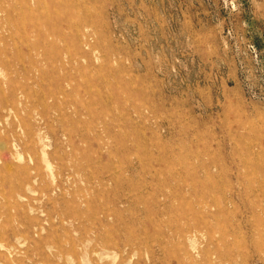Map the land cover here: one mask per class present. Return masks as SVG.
Wrapping results in <instances>:
<instances>
[{"label": "rangeland", "instance_id": "1", "mask_svg": "<svg viewBox=\"0 0 264 264\" xmlns=\"http://www.w3.org/2000/svg\"><path fill=\"white\" fill-rule=\"evenodd\" d=\"M0 264H264V0H0Z\"/></svg>", "mask_w": 264, "mask_h": 264}, {"label": "bare ground", "instance_id": "2", "mask_svg": "<svg viewBox=\"0 0 264 264\" xmlns=\"http://www.w3.org/2000/svg\"><path fill=\"white\" fill-rule=\"evenodd\" d=\"M27 102H28V100H27ZM12 109H13V108H12ZM15 109H16V108H15ZM27 149H28V148H27ZM45 154H46V153H45ZM61 169H62V167H61ZM29 179H30V178H29ZM48 186H49V185H48ZM48 186H47V187H48ZM2 187H3V186H2ZM10 192H11V191H10ZM19 196H20V195H19Z\"/></svg>", "mask_w": 264, "mask_h": 264}]
</instances>
